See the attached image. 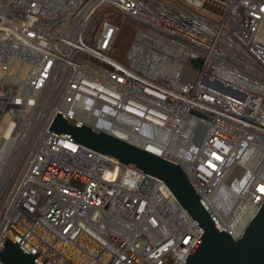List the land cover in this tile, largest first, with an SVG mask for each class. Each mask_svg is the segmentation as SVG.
Listing matches in <instances>:
<instances>
[{
	"label": "built area",
	"instance_id": "built-area-1",
	"mask_svg": "<svg viewBox=\"0 0 264 264\" xmlns=\"http://www.w3.org/2000/svg\"><path fill=\"white\" fill-rule=\"evenodd\" d=\"M0 65V251L184 264L202 237L162 180L48 131L56 113L179 165L235 241L264 203V0H0Z\"/></svg>",
	"mask_w": 264,
	"mask_h": 264
},
{
	"label": "water",
	"instance_id": "water-1",
	"mask_svg": "<svg viewBox=\"0 0 264 264\" xmlns=\"http://www.w3.org/2000/svg\"><path fill=\"white\" fill-rule=\"evenodd\" d=\"M192 64L199 67L201 61L193 60ZM48 131L162 180L202 232V237L184 264H264V203L243 237L235 241L191 186L179 165L59 113H56ZM0 260L3 264H42L10 237L0 251Z\"/></svg>",
	"mask_w": 264,
	"mask_h": 264
},
{
	"label": "rangeland",
	"instance_id": "rangeland-1",
	"mask_svg": "<svg viewBox=\"0 0 264 264\" xmlns=\"http://www.w3.org/2000/svg\"><path fill=\"white\" fill-rule=\"evenodd\" d=\"M118 22L122 23L121 20H118ZM133 36H134V32L131 29V27L128 24L123 23L121 33L117 40L116 51H115L116 58L124 59L126 57V54L132 42ZM26 73H27V67H21L19 63L14 64L13 69H12L13 75L19 74L22 78H24L26 76ZM3 75H4V72H2L1 65H0V79L2 78ZM8 122H9V117L8 116L4 117L2 121L3 126H6ZM3 132H4V128L1 127L0 128V138Z\"/></svg>",
	"mask_w": 264,
	"mask_h": 264
},
{
	"label": "bare ground",
	"instance_id": "bare-ground-1",
	"mask_svg": "<svg viewBox=\"0 0 264 264\" xmlns=\"http://www.w3.org/2000/svg\"><path fill=\"white\" fill-rule=\"evenodd\" d=\"M248 164H251V163L248 162V161L245 162L247 175H248L249 173H253V172H250V170H251L252 167H250ZM260 191H261L262 193H264V188L261 187V188H260ZM246 216H248V212H247V210L245 211V213L243 214V216L240 217L241 220L244 219V218H246ZM242 217H243V218H242ZM242 221H243V220H242Z\"/></svg>",
	"mask_w": 264,
	"mask_h": 264
}]
</instances>
